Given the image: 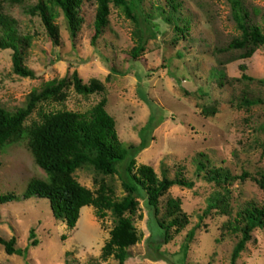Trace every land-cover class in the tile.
<instances>
[{"label":"rangeland","instance_id":"obj_1","mask_svg":"<svg viewBox=\"0 0 264 264\" xmlns=\"http://www.w3.org/2000/svg\"><path fill=\"white\" fill-rule=\"evenodd\" d=\"M1 1L5 13L17 21L20 35L30 38V45L23 49L24 64L36 75L17 76L14 51H0V108L10 112L24 108L33 91L76 70L85 83L100 80L104 94L86 97L71 87L63 103L41 104L27 126L40 123L48 113H86L106 97L107 112L116 120L120 141L128 147L141 142V130L155 116L160 123L151 136L150 147L137 157V166L152 167L160 179L167 174L170 179L184 177L196 183L194 189L174 187L161 199L162 214L167 201L174 199L182 203L190 218L186 230L175 235L163 250L180 259L187 234L212 204L217 187L196 175L198 162L210 160L211 167L231 175L225 186L229 193L225 192L232 214L229 217L212 211L197 231L186 264H231L240 236L223 230L224 225L249 206L264 207V191L253 181L264 168V46L247 60L238 59L242 51L228 49L242 34L229 0H176L181 3L182 17L191 20L187 37L177 44L173 43V26L158 17V8L168 9L169 0H145L138 14L146 47L137 60L130 56L138 43L136 24L115 4L111 5L109 25L95 44L97 6L93 0H85L80 13L84 23L76 38L71 36L63 12L58 11L55 24L60 30V44L56 46L42 18L29 13L38 0ZM242 4L262 22L264 0H242ZM146 15L152 16L150 23ZM245 74L255 80H244ZM244 100L257 101L258 105L245 107ZM244 173L248 178L242 179ZM75 176L92 191L99 188L95 182L103 180L117 198L125 196V173L105 177L83 169ZM33 179L45 180L47 174L36 165L28 140L0 149V195L19 198L0 206V238L9 241L15 237L16 249L23 250L30 244L34 229L40 241L27 258L9 256L0 246V264H118L113 258L101 260L114 227L112 214L108 212L99 220L96 210L86 207L76 228L70 231L54 218L48 200H22ZM133 220L142 239L129 250L131 258L125 264H168L146 258L147 243L161 239V233L144 200H140ZM238 264H264V229L253 233Z\"/></svg>","mask_w":264,"mask_h":264},{"label":"trees","instance_id":"obj_2","mask_svg":"<svg viewBox=\"0 0 264 264\" xmlns=\"http://www.w3.org/2000/svg\"><path fill=\"white\" fill-rule=\"evenodd\" d=\"M93 1L97 6L93 43H96L108 27L111 5L115 4L136 24L138 43L130 56L133 60H137L145 52L146 47L138 14L145 0ZM229 2L232 5L234 20L242 34L229 44L228 49L242 51L239 60L251 59L256 51L264 46V16L259 23L254 18L257 15H252L246 10L242 0H229ZM84 3L85 0H38V4L31 8L29 13L42 18L50 39L58 46L60 30L55 24L58 11L63 12L71 36L76 38L84 23L80 16ZM4 4L0 0V51H14V73L17 76L34 78L35 72L24 64L23 49L30 45V38L20 35L17 21L5 13ZM181 8V3L176 0H169L168 9L167 6L158 8V17L173 26L176 36L174 44L185 39L190 31L191 20L182 17ZM152 19L151 15L145 17L147 23ZM241 69L243 72L246 71V67ZM243 79L255 80L246 74L243 75ZM71 87L76 93L86 97L105 92V86L100 80L90 79L85 83L75 70L70 76L48 82L42 89L33 91L24 108L15 112L0 108V149L28 140L36 165L47 174V179H33L28 184L22 200L29 201L32 198L48 200L54 218L66 224L70 231L76 228L81 211L86 207H93L99 220L105 219L110 212L114 218V227L110 232L109 241L102 249L101 260L107 262L113 258L118 264H125L131 258L129 250L141 242L142 236L133 218L139 211L140 200H144L161 233V239L147 243L146 258L153 262L186 264L197 231L212 211L217 210L231 216L227 196L229 192L225 188L231 181V175L222 168L211 167L209 159L207 162L202 160L198 162L197 178H204L214 183L217 190L212 204L204 215L200 216V223L187 234L179 251L180 259L176 260L175 256L163 250V247L172 242L175 235L186 230L190 218L184 213L182 203L174 199L167 201L162 214L161 199L174 187L194 189L196 183L184 177L170 179L167 174L160 179L152 167L137 166V157L150 147L151 136L160 123L155 116H152L147 126L141 130V142L128 147L120 141L116 120L107 112L106 97L86 113L71 111L48 113L43 116L40 123L26 125L41 104L63 103L68 97L67 90ZM256 105H258L257 101L244 100L245 107L251 108ZM215 112L214 110L213 113ZM200 157L205 158L204 155ZM83 169H92L98 176L105 177L125 173L126 179L123 180L125 196L117 198L113 189L103 180L95 182L99 187L96 191L81 185L75 175ZM243 175L242 179L248 178V174ZM253 181L264 191V168L257 178H253ZM18 199L14 194L0 195V206L11 204ZM258 229H264V207L249 206L238 213L233 222L232 219L226 222L223 230L240 236L232 254L231 264H238V260L253 239V233ZM16 243L15 237L9 241L0 238V246L5 247L9 256L18 255L27 258L31 248L40 246L34 229L30 232V244L26 249H16Z\"/></svg>","mask_w":264,"mask_h":264}]
</instances>
